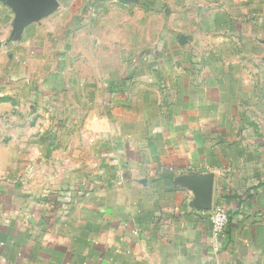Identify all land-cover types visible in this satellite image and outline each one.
<instances>
[{
	"label": "crops",
	"instance_id": "1",
	"mask_svg": "<svg viewBox=\"0 0 264 264\" xmlns=\"http://www.w3.org/2000/svg\"><path fill=\"white\" fill-rule=\"evenodd\" d=\"M0 264H264V0H0Z\"/></svg>",
	"mask_w": 264,
	"mask_h": 264
},
{
	"label": "water",
	"instance_id": "2",
	"mask_svg": "<svg viewBox=\"0 0 264 264\" xmlns=\"http://www.w3.org/2000/svg\"><path fill=\"white\" fill-rule=\"evenodd\" d=\"M15 12V22L22 29L32 21L52 14L59 7V0H1Z\"/></svg>",
	"mask_w": 264,
	"mask_h": 264
},
{
	"label": "rangeland",
	"instance_id": "3",
	"mask_svg": "<svg viewBox=\"0 0 264 264\" xmlns=\"http://www.w3.org/2000/svg\"><path fill=\"white\" fill-rule=\"evenodd\" d=\"M19 112L23 113L24 111H22L21 109H11V110H8L5 113V115L6 116H10L11 114L16 115V114H20ZM9 126H11V125H9ZM6 142H10V141H6ZM22 142H23V144H25V146L23 148V155L19 160H20V163L22 164L23 171L21 170V172H17L15 181L21 180L22 176L24 175V178H25L24 181L30 187H33V189H35V140L34 139H24V141H22ZM63 170H64V167H62V166L59 168H55V175L56 176H55V178L52 179V181L53 180L58 181V182L60 181L63 185L64 181L61 178ZM30 190L32 191V189H30Z\"/></svg>",
	"mask_w": 264,
	"mask_h": 264
},
{
	"label": "built area",
	"instance_id": "4",
	"mask_svg": "<svg viewBox=\"0 0 264 264\" xmlns=\"http://www.w3.org/2000/svg\"><path fill=\"white\" fill-rule=\"evenodd\" d=\"M229 219H230V215L225 207H217L211 213L213 231L217 239L223 235L224 230L229 223Z\"/></svg>",
	"mask_w": 264,
	"mask_h": 264
}]
</instances>
